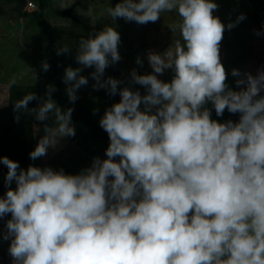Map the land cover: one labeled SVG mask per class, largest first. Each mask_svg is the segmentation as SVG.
I'll return each instance as SVG.
<instances>
[{
  "label": "clouds",
  "instance_id": "9594fccd",
  "mask_svg": "<svg viewBox=\"0 0 264 264\" xmlns=\"http://www.w3.org/2000/svg\"><path fill=\"white\" fill-rule=\"evenodd\" d=\"M28 1L24 9L32 13ZM218 8L216 0H119L108 7L112 20L139 25L162 13L179 17L168 26L179 38L162 53L149 50L151 72L133 68L126 85L105 78L122 59L116 27L79 40L80 67H67L63 76L69 101L89 84L85 69H94L95 90L120 97L99 120L109 139L106 158L68 174L0 157L8 169L0 239L9 242L11 264H264V67L255 75L232 69L239 90L227 83L221 43L247 17L225 24L214 14ZM255 34L264 37V30ZM70 52L67 44L57 49ZM136 64L143 67L144 59ZM49 68L43 61L42 70ZM169 70L171 80L161 79ZM14 84L15 77L7 87ZM55 91L48 85L46 99L28 92L13 106L17 123L27 113L43 125H34L37 136L44 134L32 161L76 135L74 108L62 109ZM213 110L239 119L221 122Z\"/></svg>",
  "mask_w": 264,
  "mask_h": 264
},
{
  "label": "trees",
  "instance_id": "16d2710c",
  "mask_svg": "<svg viewBox=\"0 0 264 264\" xmlns=\"http://www.w3.org/2000/svg\"><path fill=\"white\" fill-rule=\"evenodd\" d=\"M25 1L26 0H20V3L25 4ZM31 1L36 5V9L32 13L27 12V15H33L37 18L38 23L35 30L38 31V34L40 36H45H41L42 42L39 47L33 46L34 50H40L39 54L33 57L34 60L32 61V63L25 62L23 64L27 63L31 66L30 68L37 69L40 78L44 83L32 85L14 84L11 87H7V83H0V157L7 156L14 161H18L20 163V166L25 169L29 165L38 167L41 166L40 158L36 161H32L29 157V154L34 150L39 139V136L34 133V125H37L39 127H42L43 125L39 124L31 115L27 113L23 114L20 121L17 123L14 119L16 113H14L13 111V106L16 100L23 98V96L28 92H35L37 93L38 97H43L46 99L45 93L47 91L48 85L55 86L56 91L53 92L52 98L59 106L62 107V109L66 110L69 107L74 108L72 119L73 124L76 127V135L75 137L66 138L67 140H64V142L66 143V147L74 143L78 147L83 149L88 157H91L90 155H95V153L97 152H102V154L104 155L105 150L109 144V139L107 133L99 127V120L103 116L105 109L111 104L118 102L120 97L118 95L116 97H109L103 89L99 91L95 90L92 87L95 81L90 78V89H79V99L73 104L69 101L66 92L67 85H65V83L63 82V76L67 67H79L75 59L77 54L78 42L83 37V34H89L91 32H87L86 28H88V26L83 24L79 18H76V20H74L75 22H73L76 23L77 26L82 28L83 34L75 33L76 36L74 41L77 44L75 46L74 43V46L71 47L72 49L70 53L57 55L55 44L59 39L57 37L56 28L61 27L54 26V24L51 23V21L55 20V18L57 17V13L53 9L54 0ZM8 2L9 0H0V7L6 5ZM118 2L119 0H110V3L113 7ZM246 3L248 4L250 11L253 12L249 14V17L252 20L253 24H264V0H246ZM64 30L69 32L68 28ZM135 30L137 29L135 28ZM154 32L155 31H153L152 29H149L147 34L146 32L141 33L140 35L134 34V39L137 41L135 44H133L132 41H128V39L122 40L119 46V52L122 59L119 62L109 66L112 69H109V71L106 70L105 78L113 77L119 80H123L125 81L126 85L129 78L128 76H126V72H128L130 68H132L133 64H136V60L138 58L144 59L142 69H145L147 73L151 72L147 61V52L149 50L161 53L165 51V47H162L158 44V42L162 40V35L160 34V36L157 37V33ZM66 36L67 35L62 36V38L69 39ZM144 40H146L145 43L143 42ZM31 41L32 39L28 37L27 44L31 45ZM258 47L250 48L248 58L246 59V61H244L246 65H248L246 66L245 70L252 74L255 71L257 73L258 69L264 67V50L262 47H259V49H257ZM45 60L50 65L48 71L42 70V62ZM255 62H258L257 68H253ZM16 65L19 68L22 64L16 63ZM122 68L125 69L124 72L120 70ZM93 70L94 69H85L82 74L90 77V73ZM139 73L143 74L144 72L142 70ZM164 76L165 75L160 78L163 79ZM123 86L124 85H122V87ZM135 89H139L143 94L144 90L142 86L135 85L134 90ZM84 90H88L86 94L83 96L79 95V93ZM38 103L39 99L31 102L29 104V108L36 107ZM94 110H98L95 115L93 114ZM213 119H219L221 120V122L227 119L236 121L239 119V114L232 115L226 111L224 116L220 118L216 117L213 110ZM86 164L88 165L89 162H80L77 164L74 163L71 164V166L62 164L59 165V167L56 169L63 168L68 174H77L79 173V168ZM76 170L77 173L75 172ZM7 171L8 169L6 168V166L0 164V196L4 195L7 190L4 186V177ZM8 218H10V216ZM4 224L5 221L0 220V226L4 227Z\"/></svg>",
  "mask_w": 264,
  "mask_h": 264
},
{
  "label": "rangeland",
  "instance_id": "374dc122",
  "mask_svg": "<svg viewBox=\"0 0 264 264\" xmlns=\"http://www.w3.org/2000/svg\"><path fill=\"white\" fill-rule=\"evenodd\" d=\"M216 2L219 8L214 14L219 16L225 24L230 22V19L234 21L240 14H245L247 17L231 31H226L221 43L222 63L229 73L227 83L234 90H237L235 85V80L237 78L231 76V71L235 68L240 69L242 72H247L245 68L248 65H246L244 61L248 58L250 48L259 46L264 50V37L255 34L256 31L264 30V24H253L249 17V14L253 12L250 11L246 0H216ZM53 5L57 17L55 20H52L51 23L54 24V26L61 27L56 28L57 37L59 39L55 44L56 49L63 44L69 45L70 49H72L71 47L74 46L75 43V33L83 34L82 28L74 23L76 18H79L83 24L87 25L88 28H86V30L91 33L99 31L105 25H112L120 32L121 41L128 39V41H132L133 44L137 42L134 39V34L140 35L145 32L147 34L149 29L155 31L154 33H157V37H159L160 34L162 35V40H160L158 44L165 47V50L170 46L174 38H179L178 33L173 36V33L168 28L169 25L179 21V17L175 13H162L160 20L157 22H150L147 25L138 26L137 23L126 22L122 18H118L116 21L112 20L106 11L108 7L112 6L110 0H54ZM24 6L25 4L20 3V0H9L6 5L0 7V83L3 84H9V81L13 77L16 79V84L21 85L44 83L37 69L30 68L31 66L27 63L23 64L25 62L32 63L34 60L33 57L39 54L40 49L34 50L33 46L39 47L42 42L41 36H43H40L38 31L35 30L38 23L37 18L33 15H27L28 13L24 9ZM70 10H73V17H65L64 13ZM66 28L69 29V32L64 30ZM135 28L137 30H135ZM65 35H67L66 37L69 39L62 38V36ZM85 35L88 34H83L84 38L87 37ZM28 37L32 39L31 45L27 44ZM143 42L145 43L146 40ZM76 44L77 43H75V46ZM259 47L257 49H259ZM16 63H21L22 65L18 68ZM78 66L80 67L79 64ZM257 67L258 62H255L253 68ZM133 68H136L138 72L143 70V74L147 73L146 70L142 69L139 65L133 64L132 68L126 72V76L129 77ZM109 69L111 70L112 68L108 67L106 70L109 71ZM120 70L123 72L125 71L124 68ZM255 74L256 71L253 75ZM164 75L163 80H171L172 72L170 70ZM90 78L91 77H89V80ZM81 89H90L89 84L87 86H82ZM87 91L88 90H84L80 92L79 95L83 96ZM48 123L51 125L52 121H48ZM42 128L43 126L41 129ZM43 134L41 130L39 136ZM64 140L61 141L56 149H49L48 154L40 158V167L51 166L56 169L62 164L71 166V164L74 163L89 162L88 165L86 164L79 168L78 171L80 172L81 169L90 166L94 157L99 156L105 158L102 152H97L95 155H90L91 157H88L86 152L74 143L66 147ZM75 172L77 173V170ZM13 187H15L14 184ZM3 230L4 227L0 226V232ZM8 247L9 242L0 239V264H11V257L7 251Z\"/></svg>",
  "mask_w": 264,
  "mask_h": 264
},
{
  "label": "built area",
  "instance_id": "2783aa9c",
  "mask_svg": "<svg viewBox=\"0 0 264 264\" xmlns=\"http://www.w3.org/2000/svg\"><path fill=\"white\" fill-rule=\"evenodd\" d=\"M29 3L31 4V7H29L28 10H29V11L35 10V9H36V5H35L33 2H31V1H28V2H27V4H29ZM27 4H26V5H27Z\"/></svg>",
  "mask_w": 264,
  "mask_h": 264
},
{
  "label": "water",
  "instance_id": "95a60500",
  "mask_svg": "<svg viewBox=\"0 0 264 264\" xmlns=\"http://www.w3.org/2000/svg\"><path fill=\"white\" fill-rule=\"evenodd\" d=\"M72 13H73V10H70V11L64 13V16H65V17L67 16L68 18H70V17H72ZM75 20H76V19H75ZM4 262H5V259H4Z\"/></svg>",
  "mask_w": 264,
  "mask_h": 264
}]
</instances>
